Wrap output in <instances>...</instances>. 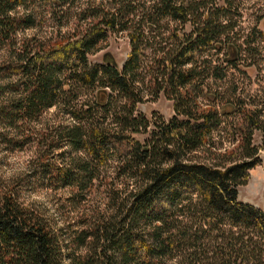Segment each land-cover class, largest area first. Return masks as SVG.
Returning a JSON list of instances; mask_svg holds the SVG:
<instances>
[{
	"label": "trees",
	"instance_id": "trees-1",
	"mask_svg": "<svg viewBox=\"0 0 264 264\" xmlns=\"http://www.w3.org/2000/svg\"><path fill=\"white\" fill-rule=\"evenodd\" d=\"M235 1L0 0V124L6 140L13 147L34 141L41 147L35 156L40 180L69 186L74 194L89 189L95 163L105 161L108 151L118 154V181L105 187L109 215L91 217L66 237L15 183L0 184V264H105L110 248L121 264H164L162 255L172 264H228L230 258L264 264V210L236 199L259 160L253 129L264 148V112L253 100L237 110L243 101L209 82L223 78L227 64L246 71L238 62V33L233 35ZM164 19L174 24L166 27ZM48 20L51 28L41 35ZM27 28L28 36L19 32ZM110 32L127 37L119 67L109 52L100 61L88 59ZM263 36L254 25L243 38L249 54ZM212 53L220 55L215 63ZM146 91L172 100L167 118L151 121L134 112ZM51 106L73 123L25 134L26 121H37ZM234 114L231 145L221 147L212 133ZM63 141L75 156L53 155ZM198 206L203 216L197 224H178L177 216L190 218ZM224 220L245 232L225 233ZM206 225L212 239H220L213 250L202 245ZM68 242L73 248L64 261ZM76 246L86 250L76 254Z\"/></svg>",
	"mask_w": 264,
	"mask_h": 264
},
{
	"label": "rangeland",
	"instance_id": "rangeland-1",
	"mask_svg": "<svg viewBox=\"0 0 264 264\" xmlns=\"http://www.w3.org/2000/svg\"><path fill=\"white\" fill-rule=\"evenodd\" d=\"M234 3L237 5L236 10L238 12V15L234 13L232 17L235 23L233 35L238 33V36L235 37L237 39L234 41L240 45L238 62L240 65L242 64L243 67L240 66L241 68H245L244 64L252 61L253 62L250 64L253 65L247 67L245 72L233 66H228V64L225 65V76L221 79L211 78L209 81L210 87L212 89L217 88L222 95H228L230 98H233V100L235 99V102L236 100H242L243 105L241 107H236L237 110L240 108L244 109L247 106L246 104L253 100L262 107L264 112V36L261 39L255 37L256 40L253 43L254 49L252 50V54L247 52L243 41V38L248 37V32L254 25L259 29L260 34H264V0H236ZM46 17L47 15L43 16V18L47 19L48 17ZM163 22L164 26L168 23V27L174 24L172 20L168 21L167 19H164ZM51 24L52 22L50 20H48L46 24L43 23L40 34L44 35V31L49 30ZM188 27V24L185 25V29H188ZM64 29L65 27H61V31ZM19 32H23V34L28 36L31 34L32 30L27 28ZM255 36L259 35L255 34ZM105 51H108L113 56L119 67L128 51V42L125 33L110 32L105 41H103L100 49L94 53L88 54V59L94 62L100 61L101 54ZM210 52H213V50L210 49ZM230 53L231 56H233L231 51ZM211 56L215 63L220 55L212 53ZM249 57L250 60L247 59ZM0 81L4 83V79H0ZM234 87L235 90H233ZM145 94L147 99L136 103L134 112H141L151 121H153L154 116L157 117L160 115L167 118L172 113V100L165 98L161 91L155 96H152L148 91H146ZM79 98H84V94ZM217 102L220 101L218 100ZM55 110L54 106L48 107L42 112L37 121H26L27 130L24 131L25 134H27V132H32L34 135H40L41 133H47L49 129L59 123L67 125L73 123V119L68 114L61 115L55 113ZM236 116L238 117L237 114H234L223 119L218 125L220 128L219 131L212 133L211 141L216 144L221 143V147L231 145L232 140L229 139L230 136L228 134L229 122L231 120L233 121ZM5 132L4 126L0 124V184L15 183L19 190V194L26 201H32L42 210L44 215L48 217L51 222H55V226L56 228H60V234L62 236H68V234L72 232V228H77L82 225L83 222H88L91 217H97L101 214L104 217L109 215V211L105 210L103 201H105V187H108V183L118 181L114 173V165L118 158L116 151H108L107 159L101 163L99 162V164H96L95 160H92V163H95L96 169L94 172L97 176L94 177L88 190H84L82 191L83 193L80 194H74L69 186L54 187L49 184L47 179L45 181L40 180L39 168L35 169L36 151L41 150L39 145L36 147L34 141H27L20 147H13V143L6 140ZM259 133L260 132L256 128L253 129L251 139L252 143L257 144L259 147V160L249 169L246 182L238 186L236 199L264 210V148L261 146L262 141ZM58 145L59 147L54 148L53 155L58 157L65 155L71 158L77 154L68 142L63 141ZM73 161L72 159V162ZM33 169L36 171H34L35 173L30 172ZM36 176H38L39 179ZM128 185L129 184H127V187ZM190 198L192 201H197L198 199L195 194H191ZM196 208L198 209L197 212L191 213L190 218L183 214L177 216L181 220L178 224H189L190 221H195L193 223L197 224L201 220L203 212L199 206ZM224 222L225 224L222 226V229L225 233L228 231L244 233L246 230L242 229V227L231 226L227 220H224ZM148 230L146 226L144 231L147 232ZM213 232L214 231L206 225L203 233L204 238L202 239V245L212 250L215 246V242L220 241L219 238L212 239ZM68 243L67 247L63 246L65 252L63 256L64 261L67 260L66 253L73 248V243ZM85 250L86 247L76 246L75 253L83 254ZM106 253L111 254V256L108 255L105 264H121L119 261V252L110 248L107 249ZM162 259L164 260V264H172L171 258L162 255L161 260ZM202 261L203 260H198L195 264H201ZM222 263L225 262L223 261ZM129 264H132L131 259L129 260ZM228 264H236V262L233 258H230ZM246 264H258V261L254 258Z\"/></svg>",
	"mask_w": 264,
	"mask_h": 264
},
{
	"label": "water",
	"instance_id": "water-1",
	"mask_svg": "<svg viewBox=\"0 0 264 264\" xmlns=\"http://www.w3.org/2000/svg\"><path fill=\"white\" fill-rule=\"evenodd\" d=\"M106 53H108V51L104 52V53L102 54V57H104V55H105ZM114 62H115V61H114Z\"/></svg>",
	"mask_w": 264,
	"mask_h": 264
},
{
	"label": "flooded vegetation",
	"instance_id": "flooded-vegetation-1",
	"mask_svg": "<svg viewBox=\"0 0 264 264\" xmlns=\"http://www.w3.org/2000/svg\"><path fill=\"white\" fill-rule=\"evenodd\" d=\"M232 53L234 54V51L232 50ZM246 70V68H244Z\"/></svg>",
	"mask_w": 264,
	"mask_h": 264
}]
</instances>
